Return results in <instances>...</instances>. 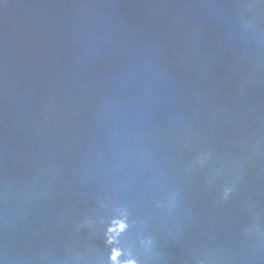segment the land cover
<instances>
[{
    "label": "water",
    "instance_id": "1",
    "mask_svg": "<svg viewBox=\"0 0 264 264\" xmlns=\"http://www.w3.org/2000/svg\"><path fill=\"white\" fill-rule=\"evenodd\" d=\"M246 2L0 0L9 257L107 264L126 218L140 264H264V6Z\"/></svg>",
    "mask_w": 264,
    "mask_h": 264
},
{
    "label": "clouds",
    "instance_id": "2",
    "mask_svg": "<svg viewBox=\"0 0 264 264\" xmlns=\"http://www.w3.org/2000/svg\"><path fill=\"white\" fill-rule=\"evenodd\" d=\"M257 6H264V0H249L246 2V7L248 9L255 8ZM253 26L252 22H245V29H250ZM238 182V181H236ZM227 184L224 186L220 199L222 201H227L231 194L235 191V183ZM129 225L126 218H114L109 227L106 230V244L114 245L111 247L108 256L107 264H140V261L133 255L132 251L126 250L125 248L119 247V237L120 235L127 231ZM255 227L257 232L260 231L259 227ZM248 231H251L249 229ZM143 243V241L141 242ZM148 243L152 244L153 240L151 237L148 238ZM47 257L45 255H40L37 264H45ZM0 264H31V261L25 257L21 259L18 256L9 257L3 248H0ZM198 264H207L206 260L198 261Z\"/></svg>",
    "mask_w": 264,
    "mask_h": 264
}]
</instances>
